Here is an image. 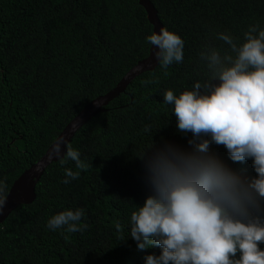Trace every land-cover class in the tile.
<instances>
[{
  "label": "trees",
  "instance_id": "obj_1",
  "mask_svg": "<svg viewBox=\"0 0 264 264\" xmlns=\"http://www.w3.org/2000/svg\"><path fill=\"white\" fill-rule=\"evenodd\" d=\"M163 25L184 41V59L135 77L103 111L85 123L69 144L87 167L68 184L63 168L50 163L35 186L32 203L21 204L0 223V264H144L159 246L139 250L128 217L148 194L142 160L154 142L187 146L162 93L190 86L206 69L198 51L205 43L226 49L216 32L240 37L249 24L264 27V0H152ZM153 31L139 0H0V179L4 198L67 123L96 97L114 88L149 54ZM151 80L152 83H142ZM148 131H145V127ZM241 175L251 160L228 159L223 145H210ZM81 207L88 227L51 231L46 219L65 207ZM121 229L117 232L115 224ZM264 247V245H261Z\"/></svg>",
  "mask_w": 264,
  "mask_h": 264
},
{
  "label": "clouds",
  "instance_id": "obj_2",
  "mask_svg": "<svg viewBox=\"0 0 264 264\" xmlns=\"http://www.w3.org/2000/svg\"><path fill=\"white\" fill-rule=\"evenodd\" d=\"M215 38L227 47L202 45L197 55L206 69L203 78L162 93L177 132L191 133L187 146L152 142L137 155L148 194L142 204L133 203L128 236L139 249L135 259L141 260L146 247L161 249L146 255L144 264H264V27L257 22L240 37L225 30ZM145 40L161 68L183 61L184 41L166 26ZM212 144L223 145L232 162H244L240 171L251 160L254 175H241ZM53 157L60 165L74 162L75 170L63 168L64 184L87 167L63 136L51 144L48 159ZM4 194L0 179V210ZM83 216V208L65 207L47 217L46 227L83 231L88 227ZM115 228L120 231L119 222Z\"/></svg>",
  "mask_w": 264,
  "mask_h": 264
},
{
  "label": "water",
  "instance_id": "obj_3",
  "mask_svg": "<svg viewBox=\"0 0 264 264\" xmlns=\"http://www.w3.org/2000/svg\"><path fill=\"white\" fill-rule=\"evenodd\" d=\"M139 3L144 7L148 19L153 25V31H158L161 26H164L159 18L158 10L152 0H139ZM154 53L155 48L151 45L148 56L139 60L133 67H131L114 88L88 102L82 110L67 123L57 138L63 136L69 143L74 134L97 113L103 111L105 106L112 99L117 97L121 92H124L127 85L135 77L145 71L154 70L158 66ZM50 147L51 145L35 163L23 171V173L13 182L8 194L5 197L6 203L3 209L0 210V223H2L19 205L29 204L34 201L36 196V183L46 167L53 161H57L56 157H53L51 160L48 159ZM64 150L65 149L62 145L61 155ZM37 166H39V171H36Z\"/></svg>",
  "mask_w": 264,
  "mask_h": 264
}]
</instances>
